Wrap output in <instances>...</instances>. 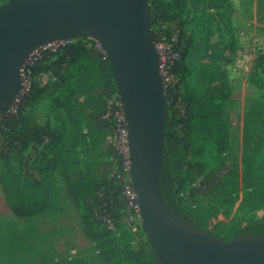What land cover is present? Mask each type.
Returning <instances> with one entry per match:
<instances>
[{"label": "trees", "instance_id": "1", "mask_svg": "<svg viewBox=\"0 0 264 264\" xmlns=\"http://www.w3.org/2000/svg\"><path fill=\"white\" fill-rule=\"evenodd\" d=\"M233 14L232 0H150L155 38L161 31L171 38V24L175 23V44L179 50L173 68L178 81L166 90L161 191L176 213L217 236L220 235L207 226L212 219L219 218L225 205L234 202L233 193L241 195L245 212L264 207V100L254 102L244 115L240 179L223 180L229 167L225 151L230 145L231 120L227 107L232 99V83L226 67L235 60L237 51ZM85 37L75 36L55 50L43 49L41 56L26 66L27 98L46 88L60 91L53 98L49 117L61 122L66 132L56 135L50 127L38 126L34 130L44 131L45 137L51 136L53 145H60L47 167L66 179L67 194L73 205L87 211L88 216H82L85 234L95 242L105 264H158L151 244L144 241L134 247L130 230L122 226L126 216L123 186L118 178L123 172L122 154L113 142L109 143L116 174L108 180V188L99 181L96 161L84 166L79 157L80 148L91 147L102 135H114L116 107L107 105L105 111L99 110L95 98L101 101L104 96L118 93L112 65L98 42L75 40ZM50 59L57 64L54 70L45 64ZM262 67L256 65L259 72H251L249 79L264 89ZM43 74L50 75L46 83L40 82ZM118 98L117 95L115 99ZM26 104L27 101L23 106ZM23 106L7 120L9 136L0 146L4 166L1 184L12 213L19 218H30L48 210L52 200L50 190L41 180L32 179L25 184L23 168L18 169L14 162L30 142L27 134L15 125L26 117ZM84 122L88 132L82 126ZM228 183L233 185L229 188ZM188 186L191 193L185 197ZM196 194L206 202L191 200ZM105 216L112 218L114 229L104 220ZM219 228H224L223 222ZM244 231L264 236V221L237 228L234 235ZM11 258L16 259L15 254L11 257L1 254L0 264H12ZM28 264L89 263L79 256L56 259L42 254Z\"/></svg>", "mask_w": 264, "mask_h": 264}, {"label": "water", "instance_id": "2", "mask_svg": "<svg viewBox=\"0 0 264 264\" xmlns=\"http://www.w3.org/2000/svg\"><path fill=\"white\" fill-rule=\"evenodd\" d=\"M97 41L112 65L128 132L142 228L158 264H264V236L231 239L176 213L161 191L167 115L149 0H6L0 4V113L23 89L21 70L40 46L75 36Z\"/></svg>", "mask_w": 264, "mask_h": 264}, {"label": "rangeland", "instance_id": "3", "mask_svg": "<svg viewBox=\"0 0 264 264\" xmlns=\"http://www.w3.org/2000/svg\"><path fill=\"white\" fill-rule=\"evenodd\" d=\"M5 1L0 0V4ZM232 1L234 3L232 22L235 26L237 50L241 51V56L238 60V70L233 72L230 63L226 67L231 76L229 78L232 81V95L234 94L227 107L231 130L230 145L225 151L229 165L223 176V180L226 182L228 180L236 181L241 177L244 115L254 102L264 100V89L252 84L249 79L251 72H259L255 68L256 65H261L264 69V0ZM213 37L217 38L216 35ZM75 40L89 42L94 39L86 36ZM57 46V43L52 45V47ZM38 55L39 51L33 52L29 56L27 65L37 60ZM45 64L52 70L57 68L54 59L46 60ZM262 76L264 77V75ZM28 77L29 75H26L24 78L26 84H28ZM49 79L50 75L45 74L41 76L40 82L46 83ZM26 84L23 85L22 91L10 104L5 114L0 113V122L3 123L0 125V146L6 143L5 140L9 136L10 121H7L8 118L18 114L19 108L27 101L28 104L23 106L25 108L23 114L26 117L19 119L15 125L21 132L27 134L30 142L21 153L16 155L14 162L18 169L23 168L25 184L32 179H39L48 187L52 206L44 213L30 218L16 217L10 210L3 192L1 180L4 176V166L0 159V256L3 254L11 257V254H15L16 259L11 258L12 264H28L33 258L42 254H48L56 259L79 256L84 257L89 264H105L106 260L100 256L95 242L85 234L82 216L83 214L87 215V211L83 208L77 209L73 205L67 194L66 179L57 171H51L47 167L49 158L56 153L60 145H53L51 136L45 137L47 135L44 131L34 130L36 126L38 128L50 127L56 135H65L63 124L53 117H49L53 108V98L60 91L46 88L40 93L35 91L34 96L27 98L29 85ZM117 95L118 93L104 96L101 101L96 97L95 99L99 102V110L105 111L107 105L116 107L115 98ZM82 126L88 132L89 127L85 122L82 123ZM111 137L112 135H102L100 141L95 142L91 147L80 148L79 153L84 166L90 161H96V167L100 171L99 181L105 188H108V180L116 174V167L113 166L110 157ZM232 185V183L227 184L229 188ZM184 192L185 197L189 196L190 187H186ZM111 193H114V189L111 190ZM232 196L234 202L225 205L219 218L212 219L207 226L208 229L225 239L233 238L237 228L251 222L264 221V207L245 212L242 210L241 195L233 193ZM194 199L199 200L197 202H206L205 198L199 194L191 197V200ZM221 222H223L224 228H219ZM122 224L125 229L130 230L129 238L134 247L148 241L142 228V220L138 223V221H131L125 216ZM134 224L137 226L136 230L132 229Z\"/></svg>", "mask_w": 264, "mask_h": 264}, {"label": "built area", "instance_id": "4", "mask_svg": "<svg viewBox=\"0 0 264 264\" xmlns=\"http://www.w3.org/2000/svg\"><path fill=\"white\" fill-rule=\"evenodd\" d=\"M171 28L173 31L171 38H168L166 33L162 31L159 32L158 37L155 38V47L158 49L160 53L159 67H160V72L163 78L165 95H166V90L174 86L178 81L176 75L173 72L175 61L179 57V50L175 44V39L177 35L176 24L175 23L171 24ZM71 39L72 38L62 39V40L54 41L48 44H44L40 46L37 50H35L34 53L39 51L38 56L40 57L43 49L49 48V49L55 50L59 46L64 45L66 41L70 42ZM56 43L58 44V46L52 47V45ZM98 45L100 46L99 43ZM103 52L105 51L103 50ZM240 56H241V51L237 50V55H236L235 60L230 63V68L233 72L239 69L238 60L240 59ZM28 59L29 57L26 59L25 63L23 64L22 70H21L23 81H24L25 76L28 75V72L26 70ZM30 63L32 64L33 62H30ZM41 76H40V80H41ZM24 84H26L25 81L23 85ZM26 85H29V77H28V84ZM115 106H116V109L114 112V118H115V123H116V129H115L114 135L111 137V140L113 144L115 145L116 149L124 157L123 172L119 174L118 177L121 180V183L123 186V190H122L123 198L126 201L125 212L129 220L138 221L139 223L141 221V214H140V208H139L138 195L134 190L133 180H132V176L130 172L129 148H128V141H127L128 132H127V127H126V123L124 119L122 102L120 98L115 99ZM104 220L107 222L110 228L114 229L111 217L105 216ZM132 229L136 230L137 226L134 224L132 226Z\"/></svg>", "mask_w": 264, "mask_h": 264}, {"label": "crops", "instance_id": "5", "mask_svg": "<svg viewBox=\"0 0 264 264\" xmlns=\"http://www.w3.org/2000/svg\"><path fill=\"white\" fill-rule=\"evenodd\" d=\"M244 62V61H243ZM228 74H229V72H228ZM229 77H231L230 76V74H229ZM232 82V81H231ZM233 97H234V94L232 95V99H233ZM244 120V119H243ZM242 128H243V123H242Z\"/></svg>", "mask_w": 264, "mask_h": 264}]
</instances>
